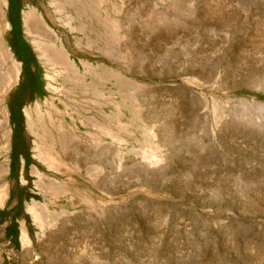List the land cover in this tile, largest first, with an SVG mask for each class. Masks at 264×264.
<instances>
[{
    "label": "rangeland",
    "instance_id": "obj_1",
    "mask_svg": "<svg viewBox=\"0 0 264 264\" xmlns=\"http://www.w3.org/2000/svg\"><path fill=\"white\" fill-rule=\"evenodd\" d=\"M0 43V264H264V0H1Z\"/></svg>",
    "mask_w": 264,
    "mask_h": 264
},
{
    "label": "trees",
    "instance_id": "obj_2",
    "mask_svg": "<svg viewBox=\"0 0 264 264\" xmlns=\"http://www.w3.org/2000/svg\"><path fill=\"white\" fill-rule=\"evenodd\" d=\"M14 1V0H13ZM15 26H17V20L15 21ZM15 30L11 31V33L13 35H16ZM11 49L13 50V53L16 55V57L20 58L23 61V65H24V71H23V78L24 81L22 82L23 84L21 85V89L22 91H31L33 89V80H32V76L29 70V63L31 61V57L32 54L28 48V46L20 39L17 38L15 40V42H11L10 44ZM19 99V98H18ZM17 105H19V100H17ZM15 118H17V123L19 124L20 121V114L17 111ZM17 124V125H18ZM19 130L20 128H18L17 126V132L15 133V138H13L12 143H11V162H10V166H9V175L10 174H14L16 172V158L18 157V155H23L25 158V167H27L28 164V157L25 155V151H24V142L21 139L20 135H19ZM29 198H33V196L29 195V194H23V190H17L16 192H9V196H8V201L7 203L11 202L13 199L16 200V204L11 208L13 210V214H12V221L14 222V219L16 216H18L20 214V208H21V201L22 200H28ZM4 214V211H0V216H2ZM5 238L10 240V243L13 246L17 245V240H16V231L14 228V223H10V225L7 227L6 231H5Z\"/></svg>",
    "mask_w": 264,
    "mask_h": 264
},
{
    "label": "bare ground",
    "instance_id": "obj_3",
    "mask_svg": "<svg viewBox=\"0 0 264 264\" xmlns=\"http://www.w3.org/2000/svg\"><path fill=\"white\" fill-rule=\"evenodd\" d=\"M0 9H1V0H0ZM22 23H23V26L25 27V29L27 31H31L32 29H34L35 26L38 25V21H37V19L35 17V14L33 13L32 10H28V11H25V12L22 13ZM43 48H44V51H43L44 55L48 58L50 64L60 67L61 69H63V71H65V73L70 74L71 77L75 79V77H76L75 70H77V69H74L73 66L71 65V63L67 62V60H66L65 56L63 55V53L61 52V50L57 49V47L55 45L54 46L46 45ZM9 54L6 52L5 49H3V46L0 43V69H1V67H3L5 65L6 62H8L10 60V55ZM75 66H76V64H75ZM9 71H10L9 76L3 77L4 78L3 80L1 79L2 82L0 84V98H1V96L3 94L4 86H6L9 83L11 78L13 80H15L17 78L18 68H17L16 64H14V63L11 64ZM46 77H47V79L49 78L48 76H46ZM2 197H3L2 191H0V203H1ZM27 211L30 214H32L33 217H35V218L38 217V213L35 211V208H34L33 205L28 206L27 207ZM27 239L28 238L26 237L25 232L22 230L21 234H20V242H21L22 246H26L27 245V243H28Z\"/></svg>",
    "mask_w": 264,
    "mask_h": 264
}]
</instances>
